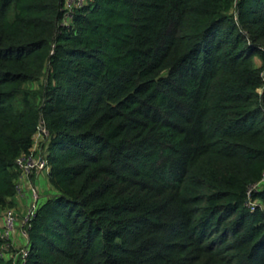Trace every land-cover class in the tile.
I'll return each mask as SVG.
<instances>
[{
  "label": "trees",
  "instance_id": "1",
  "mask_svg": "<svg viewBox=\"0 0 264 264\" xmlns=\"http://www.w3.org/2000/svg\"><path fill=\"white\" fill-rule=\"evenodd\" d=\"M40 118L24 264H264V0H0V215Z\"/></svg>",
  "mask_w": 264,
  "mask_h": 264
},
{
  "label": "built area",
  "instance_id": "2",
  "mask_svg": "<svg viewBox=\"0 0 264 264\" xmlns=\"http://www.w3.org/2000/svg\"><path fill=\"white\" fill-rule=\"evenodd\" d=\"M83 0H65V6L68 10H71L73 5H78ZM69 13H66L67 17ZM49 138V131L45 126V122L42 118L39 119V123L37 125L36 131L33 134V144L30 149L26 153H22L16 158V163L20 168V177L25 176L30 179L31 185L28 188L29 194L31 196V201L29 203L28 208L22 216V227L20 228V235L24 238V246L17 248L14 244V240L12 236L16 233V220L17 215L13 208H7L4 210L2 215V220L0 223V238L4 240L2 247L0 249V254L10 257L13 256L17 258L20 256V264H24L25 258L28 254V242L29 237L25 227V224L29 221V219L33 216L36 202L38 199V192L36 190V186L32 182V175L43 172H48L49 165L45 154V142ZM258 183L252 185L247 191V199L245 205L254 209L256 205V200L250 197V189L255 187ZM16 189L19 194H22V186L19 182H17ZM16 254V256H15Z\"/></svg>",
  "mask_w": 264,
  "mask_h": 264
},
{
  "label": "rangeland",
  "instance_id": "3",
  "mask_svg": "<svg viewBox=\"0 0 264 264\" xmlns=\"http://www.w3.org/2000/svg\"><path fill=\"white\" fill-rule=\"evenodd\" d=\"M32 178H33V183L35 184L36 186V190L38 192V197H39V200L38 202L48 196V195H51L54 190L50 187L49 185V182H48V178H47V175H46V172H41V173H37V174H33L32 175ZM31 185V183L29 184V186ZM41 195V196H39ZM29 199L31 200V196L29 194V191L27 193V198L26 200ZM29 206V203L28 205L25 204L22 211H26V209L28 208ZM23 212L21 214L18 215L17 217V220H16V234H17V238L15 239L16 241H14V244L17 248H20L22 247V245L24 246V243L22 242L21 240V235H20V228L22 227V216H23ZM16 256V254H15Z\"/></svg>",
  "mask_w": 264,
  "mask_h": 264
},
{
  "label": "crops",
  "instance_id": "4",
  "mask_svg": "<svg viewBox=\"0 0 264 264\" xmlns=\"http://www.w3.org/2000/svg\"><path fill=\"white\" fill-rule=\"evenodd\" d=\"M32 179V182H33V178L31 177ZM19 183L21 184L22 186V194L17 196L16 197V204L15 206L13 207L15 209V212L19 215L21 214L23 211V207L25 204L28 205V203L30 202L29 199L26 200L27 198V193H28V188H29V184H30V179L26 178L25 176H22L19 178ZM34 184V183H33ZM35 185V184H34ZM2 215H3V212H1V215H0V223H1V220H2ZM17 238V234L15 233L13 236H12V239L14 241H16L15 239ZM17 242V241H16Z\"/></svg>",
  "mask_w": 264,
  "mask_h": 264
}]
</instances>
